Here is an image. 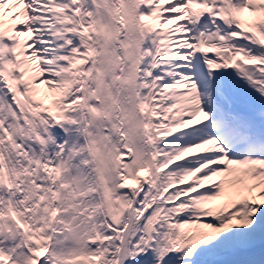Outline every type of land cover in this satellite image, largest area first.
<instances>
[{"label":"snow or ice","instance_id":"6c2138e0","mask_svg":"<svg viewBox=\"0 0 264 264\" xmlns=\"http://www.w3.org/2000/svg\"><path fill=\"white\" fill-rule=\"evenodd\" d=\"M0 264H264V0H0Z\"/></svg>","mask_w":264,"mask_h":264}]
</instances>
